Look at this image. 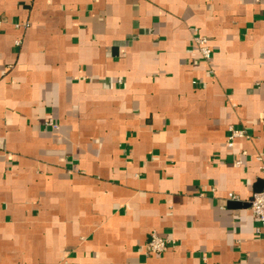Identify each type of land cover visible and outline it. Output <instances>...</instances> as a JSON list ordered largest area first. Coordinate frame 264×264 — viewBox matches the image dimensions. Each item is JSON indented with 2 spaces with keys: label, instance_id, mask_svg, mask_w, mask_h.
Instances as JSON below:
<instances>
[{
  "label": "crops",
  "instance_id": "1",
  "mask_svg": "<svg viewBox=\"0 0 264 264\" xmlns=\"http://www.w3.org/2000/svg\"><path fill=\"white\" fill-rule=\"evenodd\" d=\"M0 15V264H264V0ZM153 231L176 244L148 254Z\"/></svg>",
  "mask_w": 264,
  "mask_h": 264
},
{
  "label": "built area",
  "instance_id": "2",
  "mask_svg": "<svg viewBox=\"0 0 264 264\" xmlns=\"http://www.w3.org/2000/svg\"><path fill=\"white\" fill-rule=\"evenodd\" d=\"M2 25L3 18L0 15V30L2 29ZM194 39L202 57L205 60H210L212 58L213 50L211 45L209 44L208 38L195 30ZM17 43H20V40H17ZM51 124L56 126V124H54L53 122H51ZM242 137L249 138L251 137V135L246 129L235 128L231 126L230 136L227 143L229 146H233L235 143V139ZM256 157L260 161V172L264 178V152H259ZM241 162L242 161L240 159H237L235 161V163L238 165H240ZM229 197L231 199H239L234 193H229ZM248 204L254 216L259 220L261 224V226L258 227V230L260 232H264V187L252 195V197L248 200ZM175 244V239L162 237L156 231H153L151 233L149 241L146 243V252L148 254L160 253L165 251L169 246H174Z\"/></svg>",
  "mask_w": 264,
  "mask_h": 264
}]
</instances>
